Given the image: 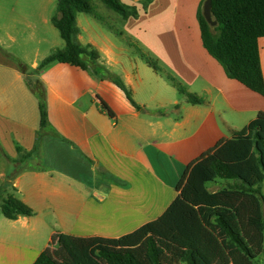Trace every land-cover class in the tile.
I'll use <instances>...</instances> for the list:
<instances>
[{"label":"crops","instance_id":"1","mask_svg":"<svg viewBox=\"0 0 264 264\" xmlns=\"http://www.w3.org/2000/svg\"><path fill=\"white\" fill-rule=\"evenodd\" d=\"M204 2L178 0L175 40L160 55L166 71L196 87L205 103L169 96L176 86H166L140 55L131 57L103 25L124 19L105 16L94 2L104 21L78 13V40L98 58L84 57V68L55 62L39 69L43 131L39 98L18 64L37 70L65 46L52 23L57 0H0V206L13 195L35 213L10 220L0 207V264H34L57 231L113 239L157 220L178 197L185 168L264 111V96L231 79L205 49ZM170 43L180 57L166 50ZM259 47L264 75V38Z\"/></svg>","mask_w":264,"mask_h":264},{"label":"trees","instance_id":"2","mask_svg":"<svg viewBox=\"0 0 264 264\" xmlns=\"http://www.w3.org/2000/svg\"><path fill=\"white\" fill-rule=\"evenodd\" d=\"M124 20L137 17L123 0H99ZM104 21L94 0H57L53 25L65 42L63 49L43 59L37 70L18 64L29 88L40 101L41 129L48 126L46 91L39 69L58 63L84 68L83 58H98L81 46L77 14ZM215 27L199 13L205 49L231 79L264 96L259 40L264 38V0H212ZM149 66H157L147 60ZM182 97L205 103L172 77ZM119 86L127 92L122 83ZM135 105V104H134ZM136 108H139L135 105ZM24 155L19 162H24ZM221 180L211 192L208 185ZM178 197L157 220L120 238H80L55 232L34 264H256L264 254V111L185 168ZM3 216L16 220L34 211L15 196L1 204Z\"/></svg>","mask_w":264,"mask_h":264},{"label":"rangeland","instance_id":"3","mask_svg":"<svg viewBox=\"0 0 264 264\" xmlns=\"http://www.w3.org/2000/svg\"><path fill=\"white\" fill-rule=\"evenodd\" d=\"M94 2H98L101 5L99 7V11H103L105 16H108V12L113 13L115 15H119L115 11L107 8L101 1L94 0ZM123 2L131 9V11L136 12L137 17H131L130 20L125 22L115 23L111 25V21L109 23L103 24L107 30H112V33L115 35V39L122 41L124 46L128 49L129 55L131 57H135L140 55L146 62L147 60L152 61L158 68V70L153 69L157 73H161V75L165 78L166 86L173 87L177 85L171 79H169V75H173L172 77L186 90L187 95H195L196 87H190L188 83L183 81L179 75L174 74L171 70H167L165 64L162 62L164 55H160L162 52V45H164L167 41H174L175 38L171 34V30L174 29L175 24V15L173 13L176 10V6L178 0H123ZM104 9V10H102ZM203 11V9H202ZM106 12V13H105ZM140 18L139 22L138 19ZM129 21V22H128ZM128 25L125 28L124 25ZM182 23L181 19L179 20V25ZM112 27H111V26ZM139 25L143 28L151 29V32L139 31ZM125 34L126 36H123ZM141 38V40L139 39ZM61 39V40H60ZM60 43H64L62 37L60 38ZM155 41V42H154ZM170 46L166 47L168 52L174 51L177 57H180V49L174 47V43ZM63 49L64 47H60ZM162 56V57H161ZM145 62V63H146ZM175 68H179L180 64L175 62L173 65ZM153 70H149L152 73ZM169 96H177L180 99L182 95L179 93L178 88L177 91H166ZM165 93V95H167ZM197 97V96H196ZM211 186V184H209ZM223 187V184L220 186H211V190H218ZM59 232V231H58ZM256 264H264V254L258 259Z\"/></svg>","mask_w":264,"mask_h":264},{"label":"water","instance_id":"4","mask_svg":"<svg viewBox=\"0 0 264 264\" xmlns=\"http://www.w3.org/2000/svg\"><path fill=\"white\" fill-rule=\"evenodd\" d=\"M203 16L212 27L217 25V22L213 20L212 16V0H205L203 5Z\"/></svg>","mask_w":264,"mask_h":264}]
</instances>
